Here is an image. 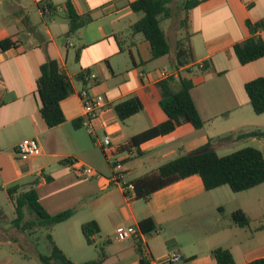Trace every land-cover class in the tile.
Wrapping results in <instances>:
<instances>
[{
    "label": "crops",
    "instance_id": "0c3cea01",
    "mask_svg": "<svg viewBox=\"0 0 264 264\" xmlns=\"http://www.w3.org/2000/svg\"><path fill=\"white\" fill-rule=\"evenodd\" d=\"M134 1L0 0V41L16 40L14 48L0 49V189L20 186V193L34 188L49 215L72 210L67 221L45 229L75 264L95 259L100 246L106 252L102 264H139L141 256L151 264H173L168 262L172 253L180 255L176 264H215L211 256L215 248L228 250L235 264L264 258V196L255 197L262 195L261 185L240 193L226 185L206 191L200 177L193 175L160 186L146 197L135 193L128 198L109 182L112 166L121 163L131 183L143 180L140 191L154 188L158 168L178 155L193 152L208 140L264 128V114L253 113L244 92L246 82L264 76V57L240 65L232 50L249 37L246 22L264 21V0H200L186 14L182 10L172 14L169 32L175 44L187 36L192 66L209 65L206 71L198 68L200 74L193 67L189 73L187 67L176 70L174 63L171 73L154 67L172 59V54L152 59L148 42L131 32V25L142 17L130 9ZM176 1L184 0H174L171 8ZM66 3L76 15L92 18L73 34L68 32ZM164 32L170 43L169 32ZM259 36L264 43V29ZM48 60L59 63L73 89L60 102L64 122L52 128L41 119L36 85L40 66ZM164 71L192 79L190 94L203 127L184 124L138 148L122 149L130 137L165 120L158 86ZM83 73L94 74L96 81L84 82ZM83 89L105 100L92 123L94 136L81 125L78 94ZM134 95L143 103L142 110L120 121L114 106ZM105 135L111 139L109 148L101 144ZM26 138L38 142L39 156L17 155L16 145ZM234 141L235 137L216 141L214 150ZM78 168L93 173L85 175ZM236 210L248 218L247 227L232 222ZM145 219L152 221L150 233L116 239L118 229L138 228ZM87 222H95L99 229L92 245L81 233ZM8 238L3 244L11 246L9 254L0 258V264H41V254L27 256L21 247L11 245L14 236Z\"/></svg>",
    "mask_w": 264,
    "mask_h": 264
},
{
    "label": "trees",
    "instance_id": "16d2710c",
    "mask_svg": "<svg viewBox=\"0 0 264 264\" xmlns=\"http://www.w3.org/2000/svg\"><path fill=\"white\" fill-rule=\"evenodd\" d=\"M174 0H136L130 3V9L134 13H141L142 17L131 25L133 34H140L148 42L152 59L171 55L176 70L185 68L189 73L193 67L192 52L185 36L183 40L176 42L174 49L167 40L161 23L172 17L170 5ZM200 3V0H184L181 2V10L186 14ZM68 32L73 34L92 21L89 15L78 16L66 3L64 5ZM49 10V8H48ZM186 15L180 22V27L185 28ZM249 37L233 46V53L240 65H246L264 57V43L259 32L264 29V21L255 23L246 22ZM16 40L13 38L0 41L2 51L14 48ZM80 49L76 51V57ZM206 71L209 65L203 63L198 66ZM37 94L39 99V113L47 128L55 127L64 122L60 102L72 94L71 83L56 60H48L41 64L40 75L36 81ZM161 91L159 106L165 115V120L135 136H132L121 148H138V146L154 137L171 133L177 127L190 124L195 129L203 127L204 122L200 118L190 91L194 87L192 79L183 77L179 72L177 76H169L158 84ZM244 92L248 103L255 115L264 114V76L250 80L244 84ZM143 103L137 96H131L114 106V112L120 121H124L139 113ZM264 135L260 130L243 132L237 135L228 134L208 140L201 148L186 154H180L175 159L166 162L158 168V183L156 187L140 191L143 180L139 179L134 183V190L137 197H146L148 193L160 186L198 175L206 191L221 186H228L233 193H240L257 187L264 183V153L253 147H246L225 156H219L214 150V142L261 138ZM20 186H13L6 189L9 201L14 208L15 218L12 221L14 228L27 233L34 234L38 229L50 228L54 225L67 221L72 216V210H66L56 215H49L38 202V196L34 188H29L18 193ZM231 220L238 227H247L249 224L245 214L236 210L231 214ZM138 229L141 234H148L154 228L150 219L142 220ZM99 232L95 222H87L81 226V233L87 244H93V236ZM49 252L46 255H39L41 264H75L70 261L62 251L54 244L50 236ZM17 243L15 239H11ZM141 244L139 243V248ZM19 247V246H18ZM21 250V249H20ZM215 264H235L231 253L222 248H215L211 251ZM106 258V252L102 246L98 247L97 257L93 260L79 264H102ZM139 264H151L149 260L142 257ZM248 264H264V258L256 259Z\"/></svg>",
    "mask_w": 264,
    "mask_h": 264
},
{
    "label": "rangeland",
    "instance_id": "374dc122",
    "mask_svg": "<svg viewBox=\"0 0 264 264\" xmlns=\"http://www.w3.org/2000/svg\"><path fill=\"white\" fill-rule=\"evenodd\" d=\"M179 1H176L174 5L172 6V14L174 16H177L179 14H182ZM173 16V17H174ZM171 21L165 20L161 23V27L166 30V32H169V29L171 27ZM170 36V45L174 48L175 42L173 40V37L171 36V32L167 34ZM141 37V35H139ZM179 38V36H177ZM76 42V41H75ZM71 52L72 49L70 50ZM163 67L166 69L168 73H171L173 71V60L171 58H165L164 61L161 63H157L154 65V67ZM152 66L149 65L148 69H151ZM194 70L197 71V74H200L202 72L198 71V66L193 67ZM184 73V72H183ZM187 73V72H186ZM264 117V115H263ZM261 132L264 133V128L259 129ZM250 139H242L234 141L230 144V146L225 147L223 149L218 150L219 156H225L230 153H233L237 150L246 148V147H253L256 149H260L264 153V135L261 138H254V141ZM260 192L262 193V197H258L255 195L256 198H263L264 196V183L260 186ZM14 211L11 203L8 200L7 194L3 189H0V258H5L7 256L9 248L11 247L9 244L4 245L3 241L5 239H9L8 237L14 236V239L17 241V243H12L11 245L19 246L23 249L24 254L27 256L34 255L35 252H38L41 255L48 254L49 250V241L47 239L48 232L45 228L38 229L34 234L29 235L27 233H22L21 231L14 228L12 221L14 220ZM2 237V238H1ZM35 251V252H34Z\"/></svg>",
    "mask_w": 264,
    "mask_h": 264
},
{
    "label": "built area",
    "instance_id": "2783aa9c",
    "mask_svg": "<svg viewBox=\"0 0 264 264\" xmlns=\"http://www.w3.org/2000/svg\"><path fill=\"white\" fill-rule=\"evenodd\" d=\"M47 12V9L43 10ZM71 44H69L70 46ZM169 76L167 72H161L160 78L163 80ZM83 81L94 83L96 81V76L94 74L83 73ZM81 106H82V122L81 125L90 136H94V129L92 123L97 117V114L101 111L104 107L105 100L100 95H89L88 91L83 89L78 94ZM111 139L108 135H105L102 139V146L105 148L110 147ZM17 155L28 158V157H36L39 156L41 153L40 147L38 142L33 138H26L21 140L15 148ZM79 171H82L85 175H91L93 171L91 169H83L78 168ZM109 182L114 186L119 187L122 192L128 198L135 197V190L134 185L127 179V173L121 163H115L112 166V172L109 177ZM141 235L139 229L134 226H125L120 228L116 232V239L118 241H126L129 239H136L139 238ZM168 262L176 264L180 262V255L176 253H172L168 256Z\"/></svg>",
    "mask_w": 264,
    "mask_h": 264
}]
</instances>
